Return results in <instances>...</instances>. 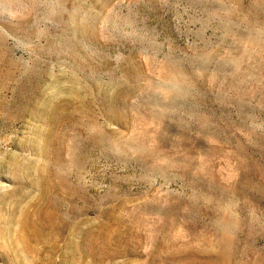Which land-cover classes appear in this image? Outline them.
I'll return each instance as SVG.
<instances>
[{
	"label": "rangeland",
	"instance_id": "1",
	"mask_svg": "<svg viewBox=\"0 0 264 264\" xmlns=\"http://www.w3.org/2000/svg\"><path fill=\"white\" fill-rule=\"evenodd\" d=\"M166 263L264 264V0H0V264Z\"/></svg>",
	"mask_w": 264,
	"mask_h": 264
},
{
	"label": "bare ground",
	"instance_id": "2",
	"mask_svg": "<svg viewBox=\"0 0 264 264\" xmlns=\"http://www.w3.org/2000/svg\"><path fill=\"white\" fill-rule=\"evenodd\" d=\"M45 110V109H44ZM57 110V109H56ZM44 112V111H43ZM48 179V178H47ZM42 182H43V194H42V196H43V200H45V198L47 199V197H48V195H49V193H50V191H51V193H53L52 191H54V190H56L57 189V186L56 185H51V184H49L48 185V181L44 178L43 180H42ZM76 191V190H75ZM41 196V197H42ZM48 201V200H47ZM44 202V201H43ZM41 208V207H40ZM43 211V210H42ZM39 213V212H38ZM37 213V214H38ZM39 215V214H38ZM30 217V216H29ZM46 217V216H45ZM44 217V218H45ZM120 218V217H119ZM39 219V218H38ZM37 219V221H39L40 222V220H38ZM48 219H49V217H48ZM28 220H29V218H28ZM31 220V219H30ZM33 220V219H32ZM43 220V219H42ZM37 221H31V224H29L28 223V225H29V227H30V229L28 230L26 227H24V228H26L27 229V231H24V233H23V239L25 238V240L27 241V243H28V241H30L31 239H33L34 237H36L37 238V240L39 241V242H41L40 241V235H42V236H45V231L47 230V233L48 234H50L51 232H53V230L56 228L55 226H56V224H55V222H53V223H50V224H48V225H44V226H42V224L41 223H39V222H37ZM49 222V221H48ZM57 222V221H56ZM44 224H46V223H44ZM59 224V223H58ZM25 226V225H24ZM25 229V230H26ZM59 229H60V227H59ZM87 234V233H86ZM222 234V233H221ZM47 236V235H46ZM155 237V236H154ZM46 239H52L51 238V236H49V237H45ZM34 240V239H33ZM36 240V239H35ZM45 240V239H44ZM151 240V239H150ZM25 243V242H24ZM30 243V242H29ZM31 244V243H30ZM30 244H28V245H30ZM35 244V243H34ZM53 244V243H52ZM105 244V243H104ZM54 245V244H53ZM27 246V245H26ZM154 246V245H153ZM29 247V246H28ZM152 247V246H151ZM31 248V247H30ZM29 248V249H30ZM35 248V247H34ZM53 248V247H52ZM40 250V249H39ZM70 250H71V248H70ZM73 252V251H72ZM43 254V253H42ZM44 255V254H43ZM38 256V255H37ZM41 257V256H40ZM48 258V257H47ZM51 259V258H50ZM51 261V260H50ZM176 262V261H175ZM173 263V262H172ZM167 264V263H166ZM175 264V263H174Z\"/></svg>",
	"mask_w": 264,
	"mask_h": 264
}]
</instances>
